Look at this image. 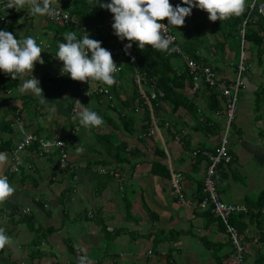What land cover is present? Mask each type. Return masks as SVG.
I'll use <instances>...</instances> for the list:
<instances>
[{
	"label": "crops",
	"instance_id": "1",
	"mask_svg": "<svg viewBox=\"0 0 264 264\" xmlns=\"http://www.w3.org/2000/svg\"><path fill=\"white\" fill-rule=\"evenodd\" d=\"M70 1L57 0L56 6L65 7ZM47 23L45 16L31 15L27 9L0 23V30L12 32L17 39L34 36L43 48L44 63L37 62L32 75L39 79L48 99L41 104L38 97L20 94L18 88L3 92L0 87V143L7 140L9 144L0 151L8 158L0 166V175L10 163L8 151L21 138L13 118L19 116L25 132L42 138L54 133L67 135L74 121L71 104L78 94L76 81L61 74L63 63L55 57L59 42L52 38ZM232 54L226 56L231 58ZM258 55L260 59L250 55L243 75L229 140L232 161L216 172L221 198L249 209L261 205L259 194L264 190V48ZM45 62H50L53 69ZM232 70L230 63V68L219 73L231 77ZM49 73L59 77H50ZM30 76L28 73L25 78ZM119 88L116 91L123 99L128 92ZM201 89L194 100L195 116L182 107L170 116L160 114L174 123V129L186 130L183 143L175 141L170 131L162 130L169 150L163 162L169 175L172 170L182 176V201L168 177L151 171L157 158L153 148L160 147V140L156 143L155 136H139V122L134 134L129 135L120 125L119 111L113 109V103L108 106L104 98L92 96L93 100L83 102L103 117L104 124L95 131L82 128L75 134V142L68 148L73 167L60 169L58 151L41 153L32 144L23 152L25 166L32 164V168L23 167L20 173L9 176L15 192L0 203V227L12 242L0 249V264H224L232 251L228 236L218 220L197 207L208 160L194 151H215L223 121L218 111L209 107L211 89ZM195 91L194 86L187 88L190 96ZM111 101L121 110L120 100ZM3 121L10 122L9 129ZM215 125L218 132L212 130ZM104 136L117 142L112 140L114 144L107 145L102 142ZM119 143L117 149L123 148L125 153L134 147L140 153L130 162H118L113 156ZM78 145H83L82 153L76 151ZM102 166L123 175L122 189L116 178L97 171ZM243 221L245 227L238 230L245 247L242 264H264V214L244 215ZM75 245L82 249L81 262L73 253Z\"/></svg>",
	"mask_w": 264,
	"mask_h": 264
},
{
	"label": "built area",
	"instance_id": "2",
	"mask_svg": "<svg viewBox=\"0 0 264 264\" xmlns=\"http://www.w3.org/2000/svg\"><path fill=\"white\" fill-rule=\"evenodd\" d=\"M5 3H7V0H3L1 2L2 14L0 15V23L3 22L7 16L17 14L19 12L16 11L15 8L5 10L3 7ZM170 3L173 6L176 4L183 5V0H170ZM56 7L59 10V14L54 17H48L45 15L47 20L56 23H74L80 29L82 35H84V31H86L89 34V37H91V32L78 17L71 14L64 6L58 5ZM246 8L247 11L243 21L241 22V28L239 30V58L231 77L220 74L212 66L196 61L179 44L178 39L173 32V27H168L166 32V35H169L173 38V43L170 45V50L167 51L166 54L174 55L179 58L182 65L186 67L188 74L191 76L194 88L197 90L207 86L210 89H215L223 99L222 107L216 110L223 119L222 127L220 129V141L214 152L202 151V154L206 157L208 162L205 167V173L201 186L202 197L198 201L197 206L200 210L209 211L212 217L222 224L223 229L228 236V240L232 245V251L225 259L224 264H242L243 262V252L245 247L237 227L231 222L233 215L239 213L246 214L249 211L252 213L264 214V202L258 208L252 209H249L244 205L225 202L219 194L217 181L215 179L216 170L219 168V166L227 165L232 161V154L230 153L229 149V135L233 128V123L238 111L239 93L242 86L243 75L247 71V67L249 65L247 61L249 57V43L246 41L244 36L247 29L246 24L257 23L258 21H261L264 28V0H249L246 4ZM200 11L205 12L204 10ZM161 22L167 25V19ZM112 23L113 19L109 17L107 21L108 30L112 32V34L115 36V39L111 40L110 44L104 48L108 49L112 53L114 62L117 64V66H119L118 71L114 73V77L116 79V84L114 86H121V82L116 77V74H126V77L130 80L131 87H134L136 91L135 95L133 96V103L138 105L139 108L146 106L149 110L151 122L148 129L145 131V134L147 136H153L156 134L157 138L160 140L165 155L168 157V145L165 141L162 130L165 131L168 129L173 134V139L181 143L185 138L186 130L178 129V131H176L177 129H174L172 123L168 119H164V121H162L159 119L160 116L155 114L152 108L151 100L157 97V95H162L163 93L160 90H156L155 80L149 81L145 78L144 73L139 71L135 59L132 58L134 49L133 44L131 49L128 50V54L125 53L124 46L128 43V41H121L114 34V30L111 27ZM128 59H131V74L124 71L125 63ZM48 75L50 77H59V74L49 73ZM90 83H93L92 87L89 86ZM90 83L76 81L78 94L73 98L71 104V118L74 119V121L71 123V127L69 128V133L67 135L54 133L50 137L42 138L34 133L25 132L23 121L19 116L13 118V125L21 133V138L15 144V146L8 151L10 153V163L8 165L7 171L2 175L9 178V176L12 174L20 173L23 167H26L27 169L32 168V164H27L25 166L23 157V152L25 149L32 144H36L41 153H50L55 150L58 151V165L60 169L64 170L73 167V164L70 163L68 148L75 142V134L79 131V129L84 128L80 126L77 117V113L82 107L88 108V106L84 104L82 98L84 96L86 98L96 95L104 96L108 95L111 91V86L109 87L97 81H90ZM89 89L90 96L86 94ZM84 130L90 131L91 129L84 128ZM196 152L197 151H194V154H196ZM97 171L103 174H109L116 178L121 184L120 188L122 189L124 177L117 170L102 166L99 167ZM181 179L182 176L180 173L170 170V185L182 201L183 193ZM24 211L28 212L29 208L25 207ZM73 253L75 254V257L81 262L83 259L82 249L75 245L73 246Z\"/></svg>",
	"mask_w": 264,
	"mask_h": 264
},
{
	"label": "clouds",
	"instance_id": "3",
	"mask_svg": "<svg viewBox=\"0 0 264 264\" xmlns=\"http://www.w3.org/2000/svg\"><path fill=\"white\" fill-rule=\"evenodd\" d=\"M101 8L112 14L111 25L114 34L121 40H127L124 50L128 54L132 44L142 50L151 46L157 51L167 52L173 38L166 35L168 27H179L185 24V18L192 14L193 8L204 10L212 22L223 21L232 16H240L246 8V0H183L181 6H173L170 0H92ZM57 0H7L4 9L15 8L16 11L27 9L31 15L54 17L59 14ZM167 19V25L162 23ZM84 35L78 37L75 31L63 33V42L58 44L55 57L63 63L61 74H67L74 81H97L107 86L116 84L114 73L118 71L112 53L101 46L102 42ZM42 43V42H41ZM43 48L37 44L34 36L15 38L12 32L0 30V71L19 79L20 94L34 95L41 104L47 100L40 87V81L32 75L35 64L44 63L41 57ZM31 73L30 78H25ZM90 96V89L86 93ZM82 104V103H81ZM80 126L91 129L99 128L104 119L96 111L82 107L77 113ZM76 151L82 153L83 145ZM7 156L0 153V166L7 162ZM15 192L8 178L0 175V203L5 202ZM12 242L6 230L0 227V249Z\"/></svg>",
	"mask_w": 264,
	"mask_h": 264
},
{
	"label": "trees",
	"instance_id": "4",
	"mask_svg": "<svg viewBox=\"0 0 264 264\" xmlns=\"http://www.w3.org/2000/svg\"><path fill=\"white\" fill-rule=\"evenodd\" d=\"M248 1L249 0H246V3H248ZM65 8L71 14L78 17L87 26V28L91 32L90 38L101 41L102 47H106L107 45L110 44L111 40L115 39L114 38L115 36L112 34V32L108 30V25H107L108 18L109 17L112 18V14L107 9L101 8L99 4L95 5L92 2V0H71L69 3L66 4ZM246 11L247 8H245L244 13L238 17L232 16L223 21L217 20L212 24L213 25L212 29L221 30V33L217 37H215L216 39L212 48L214 50H217L222 58L226 56L227 51L233 53L232 54L233 62H231L233 72L234 69L236 68V63L239 58V44H240L239 30L241 28V22L245 17ZM14 15L15 14H12L9 17H13ZM47 27L48 30H50L52 33V38L59 43L63 42V33L69 30L75 31L78 37L82 36L80 29L74 23H66V24L56 23L48 20ZM246 27L247 29L245 31L244 36L246 41L249 43L248 46L249 54L251 55V57L253 54H256L257 57H259L260 59V55H258V53L260 52L261 48H264V28L262 26V22L258 21L257 23L254 24L247 23ZM194 37L197 36L194 35L192 38ZM190 42L191 40L189 39L188 41L185 40L183 42L182 47L196 61H199L205 65L212 66L216 71L220 69L218 65L214 64V62L221 61L219 58L217 57L214 58L213 62L210 60H208L207 63L203 62L201 56L194 54L196 52L195 49H197L196 48L197 45H195V42L191 45ZM133 47L134 49H133L132 58L135 59L139 71L141 73H144L145 78L148 79L149 81L155 80L156 90L157 91L160 90L163 93L162 95H157V97L151 100L152 108L155 114L157 116H160V114H163L161 112H165L164 114L166 115L168 114V116H170L179 107H182L195 116L197 103L194 100L196 99V96L198 95L199 92H197L198 90L197 89L195 91L197 93L192 94L191 96L187 94V88H192L194 85L192 83L191 76L187 72L186 67L184 65H182V67H179V65H177L176 63L177 57H175L174 55H168L166 54V52L157 51L151 46H146L144 49L140 50L137 47V44L133 43ZM250 55L247 60L248 63L251 59ZM130 60L131 59H128L126 61L125 69L132 71ZM125 69L124 71L126 72ZM46 76L43 75V77ZM19 84H20L19 79L12 80L10 75L0 71V87L3 92H11L17 89ZM135 93L136 91L135 88L133 87L132 92L131 91L128 92L123 99H120L119 96L120 92H117L115 86L113 85L111 86V91L109 92L108 95H104V96L96 95V99L102 100V98H104V100H107L108 106H110V103H113V109L119 111V119L121 123L120 125H122V127L126 130V132L129 135L134 134L136 130V126H135L136 122L137 124L139 122L137 127V133L139 134V136L142 137L146 136L149 139L151 138V136L149 137L145 134V131L148 129L149 124L151 122L149 116V110L147 109L146 106H142L139 108L138 105L133 103V96L135 95ZM207 98L210 101L209 104L210 109L216 111L222 107L223 99L215 89L209 90V95L207 96ZM27 99L28 97L25 100ZM111 100H120V102L123 105L121 110H119V108L114 103V101L112 102ZM166 106L168 108H166ZM124 108L127 109V112H125ZM132 113H134L136 117H133ZM159 119L164 121V118L162 116H160ZM3 123L7 125V129H9L10 122L3 121ZM173 124L174 123H172V125ZM214 129H215L214 132H218L219 131L218 125L213 126L212 130ZM166 130L169 132L168 129ZM176 131H178V129ZM183 141L184 139L182 140V143ZM102 142L103 143L105 142V144L107 145L112 143L114 144V142L110 140L108 136H104ZM8 145L9 144L7 140L1 142L0 151H5ZM115 145L116 147L113 157L118 162H130L132 158L137 157L138 154L140 153L138 147L131 148L128 151V153H125L123 151V148L117 149V146L120 147V143ZM153 151L157 156V158L153 159L152 161V167H151L152 173L170 178L167 166L163 162V160L166 159V156L162 146L160 147L155 146L153 148ZM200 153H202L201 150L200 152H196V156ZM202 156L203 154L200 156V158ZM215 179L216 180L218 179V175L216 174H215ZM259 199H263L261 200V202H259L262 205L264 202V190L260 192ZM208 214L212 217L210 212ZM244 215H250V217H253L260 215V213H252L251 211H249L246 214L239 213L233 215L231 222L237 227L239 231L245 227V223L243 221Z\"/></svg>",
	"mask_w": 264,
	"mask_h": 264
},
{
	"label": "rangeland",
	"instance_id": "5",
	"mask_svg": "<svg viewBox=\"0 0 264 264\" xmlns=\"http://www.w3.org/2000/svg\"><path fill=\"white\" fill-rule=\"evenodd\" d=\"M65 3L67 4V2H65ZM181 6H187V5L183 4ZM212 24H213V22L208 19V13L207 12H203V11H200L196 8H193L192 14L185 18V24L183 26H179L176 28L173 27V32L176 35L178 42L181 46L183 45V42L185 40L188 41V39L191 40V42H190L191 45L195 42V45H197L196 46L197 49H195L196 52L194 54L201 56L203 59V62L207 63L208 60L213 62V59L217 57L221 60L218 62H214V64H216L220 67V69L218 71L226 69V68L228 69V68H230V63L233 62V59H232V57L230 58L229 55L222 58L220 56V53L217 50H214L212 48L213 44L215 42V39H216L215 37H217L221 33V30L212 29L213 28ZM194 35L197 36L198 38L197 37L192 38ZM227 53L230 54L231 52L227 51ZM175 57H177V56H175ZM226 57H228L230 60L228 61L226 59ZM176 61H177L176 62L177 65H179V67H182V63L178 57H177ZM46 64L49 65L50 62H48ZM50 66H51V69H53V66L51 64H50ZM232 72H233V70H232ZM126 73L131 74V71L126 70ZM116 77L120 80L121 88L123 90H126L128 92L131 91V88H132L131 83H130L129 78L126 77V74L118 73V74H116ZM89 86L92 87L93 83H90ZM115 88L120 90L119 86H116ZM82 100L84 102H86L87 100H93V98H91V97L86 98L84 96L82 98ZM132 115H133V117H136L134 113H132ZM222 123H223V121H222ZM221 127H222V124H221ZM92 129L94 130L95 128H92ZM232 131H233V129L230 132L229 140H230V136H231ZM153 136H155V138L157 139L155 142L158 143L159 141H158L157 135L154 134ZM112 140L114 142H117V139H115V138H112ZM160 146H161V144H160ZM217 170H216V172H217ZM126 185H127V183L125 184V186ZM125 186H124V188H125Z\"/></svg>",
	"mask_w": 264,
	"mask_h": 264
},
{
	"label": "bare ground",
	"instance_id": "6",
	"mask_svg": "<svg viewBox=\"0 0 264 264\" xmlns=\"http://www.w3.org/2000/svg\"><path fill=\"white\" fill-rule=\"evenodd\" d=\"M247 4V3H246ZM254 24V23H253ZM247 25V24H246ZM198 207V206H197Z\"/></svg>",
	"mask_w": 264,
	"mask_h": 264
}]
</instances>
